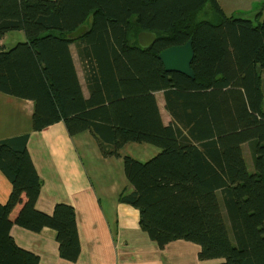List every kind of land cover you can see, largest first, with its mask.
<instances>
[{
	"label": "trees",
	"instance_id": "obj_1",
	"mask_svg": "<svg viewBox=\"0 0 264 264\" xmlns=\"http://www.w3.org/2000/svg\"><path fill=\"white\" fill-rule=\"evenodd\" d=\"M261 8L250 18L226 15L218 0H0V38L25 34L0 46V92L33 101L32 130L62 121L72 138L88 132L103 157L121 158L133 189L120 200L139 211L160 249L184 240L199 247L200 264H264ZM141 31L156 34L147 48ZM189 40L195 78L165 72L159 53ZM28 138L0 139V169L11 182L0 202V264H40L11 235L14 224L51 228L60 256L76 262L75 208H37L44 180ZM131 143L158 151L145 161L122 154Z\"/></svg>",
	"mask_w": 264,
	"mask_h": 264
},
{
	"label": "crops",
	"instance_id": "obj_2",
	"mask_svg": "<svg viewBox=\"0 0 264 264\" xmlns=\"http://www.w3.org/2000/svg\"><path fill=\"white\" fill-rule=\"evenodd\" d=\"M6 35L0 38V46H12L24 38H7ZM33 106L32 100L0 92V139L31 131L27 147L44 180L36 206L45 212H51L57 202L74 206L81 254L76 262L68 261L60 256L54 230L45 227L34 233L14 224L10 233L20 246L37 253L40 264H190L194 257L197 260L199 247L195 244L178 240L160 249L142 230L139 211L120 200L122 189H133L125 177L121 158H106L99 154L104 162L102 171V167L108 171L107 166L112 159L121 160L122 182L115 184L109 171L102 177V172L96 167L81 164L77 157L76 137H80L83 148L93 142L97 146L90 133L84 132L72 138L62 121L42 130H32ZM129 145L122 148V154ZM130 147L134 151L133 156L142 161L158 151L149 144L135 143ZM191 172L196 181L195 171ZM195 188L201 191L197 185ZM10 191L11 183L0 170L1 203L8 200ZM18 209L19 206L14 208L12 218L16 217Z\"/></svg>",
	"mask_w": 264,
	"mask_h": 264
},
{
	"label": "rangeland",
	"instance_id": "obj_3",
	"mask_svg": "<svg viewBox=\"0 0 264 264\" xmlns=\"http://www.w3.org/2000/svg\"><path fill=\"white\" fill-rule=\"evenodd\" d=\"M218 1L220 3L224 13L226 15H228V16L236 15V16H247V17L253 18L254 15H255V12H256L255 8L257 6H260V7L263 6V9L261 8V10H262L261 17L264 16V0H218ZM204 8H205L204 9V16H205V14H208L210 17H212L213 16V12H212V10L209 7V3H207V5ZM134 33H136V32H134ZM6 36H7V38H11V36H13V37H16V36L22 37V36H24V40H25V34L23 32L22 33H18V32L15 31V32L7 34ZM5 41L7 42L6 39H5ZM18 41H23V40H18ZM14 43H16V42H14ZM78 71L82 75V73H81V65L80 64L78 65ZM166 78H168V77H166ZM167 85H169L168 81H166L164 83V88L168 87ZM157 100L159 102V105H160L161 112H162V115L164 117V120L166 122H168L169 121V117L167 116V114L165 113L166 111L164 110V97H163L161 92L157 93ZM33 110H34V108H33ZM31 122H32V119H31ZM56 123H58V122H56ZM30 132L31 131L29 130V131H27L25 133H29V135H30ZM22 134H24V133H22ZM76 141H77L78 145L76 143H74V147H75V150H76L77 157L80 160L81 164H87V165H92V166L96 167L100 172H102L101 173L102 177H104L109 171V175L113 179L115 184H121V182H122V168H121L122 164H121V160L112 159L110 161V163L108 164V166H107L108 167V171L104 167H102L104 169V171H102L101 170V166H103L102 164H104V162L99 157L100 153L98 152V147L96 146V144L94 142H93L92 145L91 144L89 145L87 143L85 145L86 148H83V146L80 143V137H76ZM87 145H89L88 148H87ZM134 145H135V143H131V146H134ZM133 152L134 151L131 149V147H125V149L123 151V154L124 155L133 156L134 155ZM248 160L249 159H247V161ZM248 164H249V168H250L252 166L251 161L250 162L248 161ZM123 190H127L128 191V189H126V188L122 189V191ZM18 206H19V209H20V205H18ZM19 209H18V211H19ZM17 213H16V215H17ZM11 217H13L12 214H11ZM27 250H29V249H27ZM199 264H200V262H199Z\"/></svg>",
	"mask_w": 264,
	"mask_h": 264
},
{
	"label": "water",
	"instance_id": "obj_4",
	"mask_svg": "<svg viewBox=\"0 0 264 264\" xmlns=\"http://www.w3.org/2000/svg\"><path fill=\"white\" fill-rule=\"evenodd\" d=\"M86 30V26H82L74 31L71 36L77 37ZM156 34L152 31H141L138 35L139 45L143 48H147L154 43ZM159 59L163 63L164 71L167 73H182L188 77L194 79L195 74L191 67V63L194 57V51L192 48V40L187 43L178 46L169 47L158 55ZM264 163V160H263ZM263 176H264V164H263Z\"/></svg>",
	"mask_w": 264,
	"mask_h": 264
},
{
	"label": "bare ground",
	"instance_id": "obj_5",
	"mask_svg": "<svg viewBox=\"0 0 264 264\" xmlns=\"http://www.w3.org/2000/svg\"><path fill=\"white\" fill-rule=\"evenodd\" d=\"M171 260H173L172 258H170ZM190 264H195L197 262L196 258L194 257L191 261H189Z\"/></svg>",
	"mask_w": 264,
	"mask_h": 264
}]
</instances>
